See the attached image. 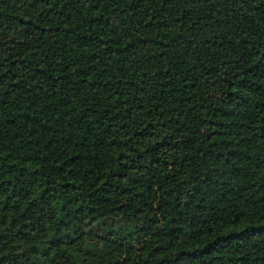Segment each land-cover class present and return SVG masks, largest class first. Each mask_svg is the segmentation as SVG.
I'll use <instances>...</instances> for the list:
<instances>
[{
	"label": "trees",
	"instance_id": "trees-1",
	"mask_svg": "<svg viewBox=\"0 0 264 264\" xmlns=\"http://www.w3.org/2000/svg\"><path fill=\"white\" fill-rule=\"evenodd\" d=\"M0 264H264V0H0Z\"/></svg>",
	"mask_w": 264,
	"mask_h": 264
}]
</instances>
